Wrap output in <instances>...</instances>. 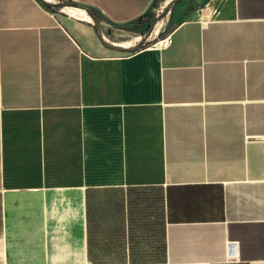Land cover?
I'll list each match as a JSON object with an SVG mask.
<instances>
[{"label":"crops","instance_id":"0c3cea01","mask_svg":"<svg viewBox=\"0 0 264 264\" xmlns=\"http://www.w3.org/2000/svg\"><path fill=\"white\" fill-rule=\"evenodd\" d=\"M54 1L104 37L156 0ZM170 10L125 53L0 0V264H264V0Z\"/></svg>","mask_w":264,"mask_h":264},{"label":"rangeland","instance_id":"374dc122","mask_svg":"<svg viewBox=\"0 0 264 264\" xmlns=\"http://www.w3.org/2000/svg\"><path fill=\"white\" fill-rule=\"evenodd\" d=\"M55 2L54 0H51ZM171 0H156L152 7L149 9L145 16L142 18L132 22L130 25L127 26H117L114 28L103 27L104 37L105 40L110 43H133L132 46L137 45L146 35V41L142 45V48H146L149 46L157 45L158 43L164 39L170 30L175 26L174 21L171 17V10L168 12L164 17L157 20V18L161 15L164 6L170 2ZM177 3V1L175 2ZM174 3V4H175ZM212 4V3H211ZM207 6L206 4L198 5L194 7L199 14L204 16L214 15V10H217L216 6L212 5ZM213 7V8H212ZM52 12L58 13L60 10L55 8H49ZM63 11V10H61ZM65 11V10H64ZM216 13V12H215ZM159 25V29L157 32H154L155 25ZM137 39L136 41H133ZM133 41V42H132Z\"/></svg>","mask_w":264,"mask_h":264},{"label":"water","instance_id":"95a60500","mask_svg":"<svg viewBox=\"0 0 264 264\" xmlns=\"http://www.w3.org/2000/svg\"><path fill=\"white\" fill-rule=\"evenodd\" d=\"M45 8H55L58 10H62L65 7L68 8H72V9H76V10H83L84 12H86L87 16L90 18L92 26L95 30V33L97 35V37L99 38L100 42L103 43V45L109 49L112 50H118L120 52H125V53H130V52H134L138 49H140L142 47V45L145 43L146 38L148 35H146L137 45L132 46L130 48H126V47H122L121 45L117 44V43H110L108 41H106L102 35L101 32V27H99V24L95 18V16L93 15L92 12H90L89 9H87L86 7H84L83 5H79L77 3L74 2H70V1H65V2H46L45 0H38ZM177 0H171L170 2H168L164 8L163 11L161 13V15L157 18V20L161 19L162 17H164L168 12L170 7L176 2Z\"/></svg>","mask_w":264,"mask_h":264},{"label":"bare ground","instance_id":"6f19581e","mask_svg":"<svg viewBox=\"0 0 264 264\" xmlns=\"http://www.w3.org/2000/svg\"><path fill=\"white\" fill-rule=\"evenodd\" d=\"M46 2H49L50 0H45ZM52 2V1H50ZM62 10H66V11H70V12H74L78 17H80L81 19H85L86 21H89L90 22V18L87 16L86 12H84L83 10H76V9H69L68 7H65L64 9ZM155 29H154V32H157L158 29H159V25H155ZM137 39H134L133 41H136ZM132 41V42H133ZM119 45H121L122 47H126V48H129L130 46H132L133 43H127V42H121V43H118Z\"/></svg>","mask_w":264,"mask_h":264},{"label":"built area","instance_id":"2783aa9c","mask_svg":"<svg viewBox=\"0 0 264 264\" xmlns=\"http://www.w3.org/2000/svg\"><path fill=\"white\" fill-rule=\"evenodd\" d=\"M169 43L168 41V36H166L164 39H162V41H160L159 46H166L167 44ZM153 46H156V45H153Z\"/></svg>","mask_w":264,"mask_h":264},{"label":"trees","instance_id":"16d2710c","mask_svg":"<svg viewBox=\"0 0 264 264\" xmlns=\"http://www.w3.org/2000/svg\"><path fill=\"white\" fill-rule=\"evenodd\" d=\"M49 10V9H48Z\"/></svg>","mask_w":264,"mask_h":264}]
</instances>
